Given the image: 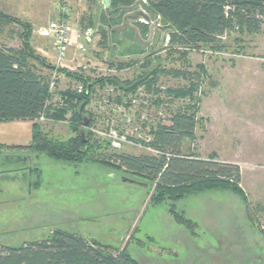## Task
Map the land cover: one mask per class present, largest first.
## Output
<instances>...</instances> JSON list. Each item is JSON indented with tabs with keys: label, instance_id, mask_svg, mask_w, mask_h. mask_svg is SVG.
Listing matches in <instances>:
<instances>
[{
	"label": "rangeland",
	"instance_id": "rangeland-1",
	"mask_svg": "<svg viewBox=\"0 0 264 264\" xmlns=\"http://www.w3.org/2000/svg\"><path fill=\"white\" fill-rule=\"evenodd\" d=\"M65 1L73 32L82 29L81 19H91L93 43L80 53L75 47L79 38H73L67 58L59 65L54 62L50 40L42 38L47 52L43 57L51 66L90 81L115 78L120 82L119 88L95 86L86 107L91 118L86 131L102 144L96 148L98 156L94 159L105 163L65 164L31 154L26 165H19V199L10 207L0 208V246L18 247L60 230L124 250L139 264H172L174 257H182L187 251H214L219 249L218 240L231 243L236 237L264 254V211L256 208H264L258 201H264L263 144L250 137L252 132L260 138L264 133V24L259 34L242 36L240 41H234L236 34L223 37L224 51L204 48L182 57L181 52L179 55L166 48L168 41H163V36L169 40V29L157 18L148 22L149 42L141 46L143 53L135 55L130 51L140 50V46L126 29L140 22L141 17L133 18L140 10L129 12L119 25L124 34L111 36L99 20L103 5L97 1ZM60 3L0 0V12L32 26L30 42L36 50L40 38L37 31L57 18ZM18 30L16 26L7 27L0 34V45L19 48ZM112 42H118L114 50ZM125 54L132 60L152 57L150 68L160 64V69L184 75L176 78L158 74L152 84L132 91V83L126 82L137 80L139 65L120 70L110 66L125 61ZM42 73L51 85L48 105L60 107L57 93L67 88L82 90L80 82L78 85L71 77L46 69ZM189 105L196 110L198 126L195 141L186 143L185 153L237 166L244 181L257 179L254 187L259 193L247 194L245 183H241L243 199L226 190H212L177 199L165 197L157 203L153 184L143 179L124 181L131 176L106 166L116 164L112 154L157 155L150 145L153 132L157 126L169 124L174 110ZM27 123L23 125L29 144L32 123ZM35 123L51 138L66 140L71 136L67 122H49L41 116ZM19 135L23 140L22 131ZM113 137L117 147L111 144ZM25 167L38 168L41 173V186L31 193L28 183L35 182L36 175L30 176Z\"/></svg>",
	"mask_w": 264,
	"mask_h": 264
},
{
	"label": "trees",
	"instance_id": "trees-1",
	"mask_svg": "<svg viewBox=\"0 0 264 264\" xmlns=\"http://www.w3.org/2000/svg\"><path fill=\"white\" fill-rule=\"evenodd\" d=\"M88 3L101 0H85ZM108 0V6L100 13L99 20L107 29V35L124 34L119 25L129 12L139 11L137 2L153 19L169 29L167 47L169 51L186 56L187 52L207 48L213 51H224L223 37L237 35L234 41L242 36L257 35L264 24V0ZM135 6V7H134ZM148 20L147 22H150ZM81 28L92 27L91 19H81ZM9 26H16L20 41L17 49L0 45V123L31 122L30 143L25 149L36 156L43 155L53 162L65 164L100 163L94 159L96 148L102 144L93 140L86 128L91 118L86 114V107L91 101L95 86L113 85L120 87L115 78H100L90 81L65 69L51 66L44 57L31 46L32 26L0 12V34ZM132 27V28H131ZM127 27L129 36L140 46V50L131 54H142L141 46L149 42L148 23L134 22ZM103 33V32H102ZM105 33L103 34V36ZM146 42V43H147ZM113 48L118 42H112ZM125 61L115 65L116 70L139 65L137 80L130 90L143 84H152L156 75L180 77V71L150 68L152 57L132 60L128 54ZM180 55V54H179ZM42 69L56 71L65 77H71L82 86L81 92L65 89L58 92L61 106L48 105L52 96L50 80ZM184 75V74H182ZM130 85V86H131ZM193 106L182 107L173 111L168 125L157 126L150 144L157 155L112 154L116 164L106 163L116 171L128 174L136 182L139 179L154 185L156 202L165 197L180 198L204 191L226 190L243 199L241 174L237 166L219 163L211 159H201L196 155L185 153L186 143L195 141L198 120ZM49 122L69 123L71 136L58 140L48 136L35 122L41 117ZM0 148H6L0 145ZM30 157H20V164L25 165ZM20 170V169H19ZM30 176L36 175L35 182L29 180V190H38L40 170L30 167ZM137 179V180H136ZM138 182V181H137ZM142 184V183H140ZM145 183H143L144 186ZM259 211L264 208L256 206ZM0 264H139L126 251L89 241L81 236L55 230L45 239L18 247L0 246Z\"/></svg>",
	"mask_w": 264,
	"mask_h": 264
},
{
	"label": "crops",
	"instance_id": "crops-1",
	"mask_svg": "<svg viewBox=\"0 0 264 264\" xmlns=\"http://www.w3.org/2000/svg\"><path fill=\"white\" fill-rule=\"evenodd\" d=\"M100 5H103L102 1L98 2ZM104 7V5H103ZM105 8V7H104ZM128 14V13H127ZM126 14V15H127ZM39 47L36 48V52L38 54H42L41 56H46L47 52L43 48V39L39 38ZM55 54V53H54ZM27 122H10V123H0V145L5 146L6 148H0V208L10 207L19 199V186H20V173H19V165H20V157H29V153L25 149H20V147L28 146V141L25 137L26 128L25 125ZM22 131L23 140L20 137V132ZM11 134V135H10ZM250 137L255 141H258L259 144H263V152L262 157L264 160V133L260 138V135L252 132ZM26 139V142L25 140ZM257 139V140H256ZM260 139V140H258ZM263 139V140H262ZM28 161H24L25 165ZM18 167V168H15ZM29 171L30 175V167H25ZM241 174V183H245L247 194L259 193L260 190H257L254 185L258 182L256 180L247 179L244 181L243 172L240 170ZM250 180V181H249ZM26 185V183H24ZM256 188V189H253ZM29 189V186H28ZM256 192H255V191ZM30 192V190H29ZM31 193V192H30ZM28 193V194H30ZM258 199V197H257ZM260 203L264 204V201H261L260 198L258 200ZM11 203V204H5Z\"/></svg>",
	"mask_w": 264,
	"mask_h": 264
},
{
	"label": "built area",
	"instance_id": "built-area-1",
	"mask_svg": "<svg viewBox=\"0 0 264 264\" xmlns=\"http://www.w3.org/2000/svg\"><path fill=\"white\" fill-rule=\"evenodd\" d=\"M142 4H145L144 0L142 1ZM60 6L61 11L57 14V18L50 22L46 27L40 28L37 31L38 37L50 40L55 53L54 62L59 65H61L67 58L68 50L73 46L74 43L73 38H79V43L75 47L78 52L83 53L85 48L93 43V37L95 34V30L92 27L79 29L76 32H73L69 26L71 13L68 8L67 1L61 0ZM139 10L146 14L143 8L139 7ZM140 22L143 24L148 23L143 18L140 20ZM165 41H168L167 37ZM77 91L80 92L81 89L78 87ZM111 140L112 146L117 147L115 141H113L114 137Z\"/></svg>",
	"mask_w": 264,
	"mask_h": 264
},
{
	"label": "flooded vegetation",
	"instance_id": "flooded-vegetation-1",
	"mask_svg": "<svg viewBox=\"0 0 264 264\" xmlns=\"http://www.w3.org/2000/svg\"><path fill=\"white\" fill-rule=\"evenodd\" d=\"M222 242L217 241L219 249L214 251H187L182 257H174L172 264H264V254L246 245L244 239L236 237L231 243Z\"/></svg>",
	"mask_w": 264,
	"mask_h": 264
},
{
	"label": "water",
	"instance_id": "water-1",
	"mask_svg": "<svg viewBox=\"0 0 264 264\" xmlns=\"http://www.w3.org/2000/svg\"><path fill=\"white\" fill-rule=\"evenodd\" d=\"M102 1V3H103V5H104V7H107L108 6V0H101ZM135 6H139L140 8H142V5H141V2H137V4L135 5ZM134 6V7H135ZM135 14V13H134ZM135 17H133V18H138V16L139 17H141V18H143V19H145L146 21H148V20H154L153 19V17L152 16H147V15H145L144 13H142L141 11H140V13H137L136 15H134ZM127 17H124V20L126 19ZM129 27H131V26H129ZM132 28V27H131ZM150 32H152V28H150ZM165 40V36H163V41ZM124 181H127V182H130L131 180H129V179H126V180H124ZM133 181V180H132ZM134 182V181H133Z\"/></svg>",
	"mask_w": 264,
	"mask_h": 264
}]
</instances>
